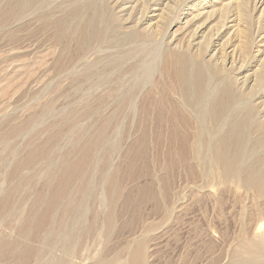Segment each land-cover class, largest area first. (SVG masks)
I'll use <instances>...</instances> for the list:
<instances>
[{
    "label": "bare ground",
    "instance_id": "bare-ground-1",
    "mask_svg": "<svg viewBox=\"0 0 264 264\" xmlns=\"http://www.w3.org/2000/svg\"><path fill=\"white\" fill-rule=\"evenodd\" d=\"M23 17L24 22H39L53 30L65 56L58 72L80 66L73 75L76 101L93 105L84 110L85 115L102 116L101 106L111 100L118 106V113L107 116L112 121L126 108L140 105L145 126L141 145L146 147L152 130L158 146L171 150L175 175L189 183L193 199L213 194L222 209L224 197L233 195L234 189L251 194L255 211L239 213L237 232L231 230L237 242L226 264H264V0H0V39H9V34L16 41V28L24 23L18 21ZM36 31L29 35L31 50L39 47ZM3 59L8 62L11 57ZM29 68L31 75L42 70L45 76L30 78V84L51 85L45 60L39 64L32 55ZM149 120L154 121L153 127ZM105 124L78 160L61 162L55 171L52 167L45 183L48 194L35 197L34 203L41 207L27 217L20 231L33 234L49 249L47 260L37 264H71L76 257L81 259L78 250L84 240L101 230L105 239L111 235L122 188L115 172L104 176L107 158L96 181L95 175L94 180L88 175L97 145L106 140ZM48 151L46 142L22 163L31 168ZM15 183L3 193L4 208H11L19 195L20 184ZM149 241L135 240L117 264H149ZM107 262L97 257L92 264Z\"/></svg>",
    "mask_w": 264,
    "mask_h": 264
},
{
    "label": "rangeland",
    "instance_id": "rangeland-1",
    "mask_svg": "<svg viewBox=\"0 0 264 264\" xmlns=\"http://www.w3.org/2000/svg\"><path fill=\"white\" fill-rule=\"evenodd\" d=\"M153 8L155 7H151L150 10L153 11ZM24 19L26 18H21L18 21L19 24L24 22ZM173 30L174 27H171L170 32ZM32 31L37 32L36 39L39 43V47L33 50H31L32 41L29 37ZM16 33L18 34L16 41L10 40L9 34L7 35L9 39H6V36L0 39L1 63L8 55L11 57L10 63L14 62L11 65L9 61L0 63V139L3 141H0V162H3L0 164L2 170H0V188H2L0 189V209H2L0 210V264H37L40 260L41 262L47 260L49 249L45 248V243L43 246L41 239L34 237L33 234L28 233L32 235L29 236L21 232L22 224L23 222L25 224L27 217H30L29 215L35 211L36 207H41V204L38 206L34 203L35 197L44 193L48 194V186L45 183L48 182L46 178H48L49 171H52L54 165L53 171L67 161L78 160L85 146L94 141L104 123H106L109 139L106 137V140L104 138L99 144L100 146L97 145L94 151L96 154L92 155V162H90V167L94 166L93 169L90 168L93 177L90 172L88 175L93 180L95 175L96 181L100 165L105 162L106 158L110 166L103 169L104 176L116 173L122 193L115 205V226L109 239L106 238L107 240L101 229L94 238L84 240L78 250L81 259L76 257L71 264H92L97 257L108 259L106 264H117L120 258H124V255L126 256L129 249L133 247L135 240L141 237L151 242V245L149 243L151 253L149 264L228 263L232 248L237 242L236 237L234 240L236 235H233L231 230L237 232V222L240 218L238 216H241L239 213L255 211L256 201H253L251 194L248 193V195L243 188L236 190L233 188V195L227 194L224 197L226 205L223 208L226 207V209L220 208L213 194L202 200L193 199L189 183L185 179L178 180L175 175L176 171L171 163L173 157L171 150L163 145L158 146L157 138L152 130L146 138V147L141 145L142 131L145 126L139 104L132 108L128 107L126 112L118 114L117 116H120L118 120L109 121L107 119V116L118 113L117 103L113 101L115 105L111 100L101 106L100 111H104V115L103 113L102 116L100 114L85 115L84 110L86 108L89 110L93 105L76 101L78 100L75 97L77 88L73 78L80 66L76 64V67H68L58 72L56 68L60 66V59L64 53L61 54L62 47L55 40L53 30L46 29L39 22L32 23L27 20L17 26ZM6 40L11 42L8 43ZM11 45L15 48L8 49ZM32 55L39 64L43 60L46 61L48 77L50 76L46 79L47 82H52L48 87H44L42 81L36 85L30 84V78L37 77L39 74L41 76L44 73L39 70L36 75H31V68L28 69V64ZM154 74L155 77L160 75L157 71ZM43 77L45 76H41L40 80ZM148 123L150 127H153L154 121L149 120ZM46 142L49 144L50 152L48 151L44 157L35 159L31 168H29L30 165L28 167L22 163L27 155L35 152L40 145ZM115 144L119 147L118 149L114 147ZM17 162L22 164L18 163L17 166ZM13 166L16 168L14 169ZM95 171L98 173H94ZM11 172L17 174L13 173L9 177L8 174ZM184 175L183 173V177ZM25 177L30 180L20 181ZM31 178L34 179L31 181ZM14 183L20 184L19 195L12 200L11 208H4L3 193H7L5 191H8L7 189H10ZM3 189L4 192H2ZM44 190L46 192H43ZM102 190L104 189H99L101 192ZM238 192L236 196L237 194L234 193ZM204 212H206L205 215ZM206 214L207 218H205ZM224 221L226 224H222ZM221 228L223 229L220 230ZM40 234L43 235V230H40ZM36 249L42 252L41 255L39 254L42 257H38ZM40 251L38 252L41 253ZM59 254L60 252L56 253V255Z\"/></svg>",
    "mask_w": 264,
    "mask_h": 264
}]
</instances>
